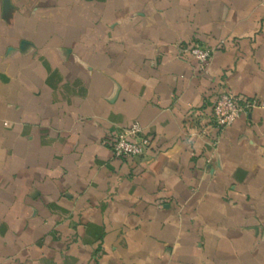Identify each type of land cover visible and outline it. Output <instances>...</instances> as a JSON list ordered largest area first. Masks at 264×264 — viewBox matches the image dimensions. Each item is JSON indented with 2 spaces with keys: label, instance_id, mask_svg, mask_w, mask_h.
Listing matches in <instances>:
<instances>
[{
  "label": "crops",
  "instance_id": "0c3cea01",
  "mask_svg": "<svg viewBox=\"0 0 264 264\" xmlns=\"http://www.w3.org/2000/svg\"><path fill=\"white\" fill-rule=\"evenodd\" d=\"M0 264H264V0H0Z\"/></svg>",
  "mask_w": 264,
  "mask_h": 264
},
{
  "label": "built area",
  "instance_id": "2783aa9c",
  "mask_svg": "<svg viewBox=\"0 0 264 264\" xmlns=\"http://www.w3.org/2000/svg\"><path fill=\"white\" fill-rule=\"evenodd\" d=\"M180 52L194 58L202 70L206 68L213 53L211 49L197 43L180 45ZM261 105L256 99H241L228 91H221L212 106L213 127L221 132L230 127L240 115ZM108 145L116 158H139L148 152L150 139L143 134L142 127L135 123L115 132L108 139Z\"/></svg>",
  "mask_w": 264,
  "mask_h": 264
}]
</instances>
